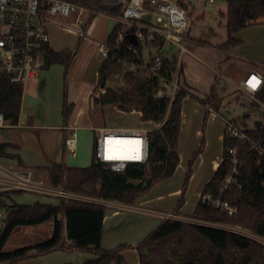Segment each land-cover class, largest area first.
Returning <instances> with one entry per match:
<instances>
[{"label":"trees","instance_id":"obj_1","mask_svg":"<svg viewBox=\"0 0 264 264\" xmlns=\"http://www.w3.org/2000/svg\"><path fill=\"white\" fill-rule=\"evenodd\" d=\"M84 5L97 12H107L113 16L122 14L121 4L106 3L102 0H68ZM226 12L220 13L225 19L227 41L218 48L230 52L238 47L242 40L236 35L250 26L264 21V0H226ZM97 14L91 16L92 21ZM124 33L121 38L120 34ZM135 33L134 28H126L121 24L115 26L107 40L112 51H118L121 58L134 63L144 62V49L139 41L129 42L128 35ZM82 39H79V42ZM161 41L152 46L159 48ZM131 47V48H129ZM76 48L55 51L51 47L44 49L45 69L54 64L65 68V78L76 54ZM151 57L152 53L148 54ZM122 65L112 56L104 61L99 69L97 88L104 89L112 81V75ZM178 70L175 60L163 56L162 73L173 80ZM121 91L107 90L101 97L103 104H115L126 110L141 113L143 122L160 124L149 129L148 160L144 164L129 163L123 172H114L101 163L95 155L93 147L92 161L87 167L68 166L65 161L54 162L48 166L47 174L50 185L56 189L77 195L107 202L132 205L146 195L156 184L172 177L179 164V135L183 100L193 97L202 105L218 113L221 99L216 93L218 76L205 98L197 97L191 91L181 88L176 91L172 101L159 95L158 82L148 76L135 75L128 72L123 80ZM24 87L12 83L8 77L0 73V113L11 126L19 123L23 102ZM257 97L264 101V86ZM255 107H258L253 103ZM74 105L67 100L64 90L63 123L68 126ZM208 111L205 116V123ZM235 123L246 126L245 120ZM257 128L247 130L250 138L264 146V123ZM205 140L188 161L183 193L173 214L178 215L184 204V194L192 174L197 157L202 153ZM13 147L11 144H0L2 155ZM236 147L242 165L238 185L226 191L222 198L237 208V214L229 216L221 209L208 207L200 199L191 218L210 224L239 228L264 238V161L258 164L257 156L249 144L237 142L224 133L223 159L211 181L205 186L203 193L219 196L221 182L229 172L228 151ZM66 151L65 146H63ZM21 191H0V211H4V220L0 229V264H18L19 262L48 254L56 250L79 251L93 254L94 258L82 264H125L123 251L133 248L139 255L140 264H264V243L238 233L214 226L186 222L176 219H164L148 235L134 246L121 244L112 249L102 247L104 219L107 206L95 202L58 198L59 203L24 205L11 200L14 193ZM53 220V235L42 243L5 252L4 248L13 232L20 227L37 226Z\"/></svg>","mask_w":264,"mask_h":264},{"label":"built area","instance_id":"obj_2","mask_svg":"<svg viewBox=\"0 0 264 264\" xmlns=\"http://www.w3.org/2000/svg\"><path fill=\"white\" fill-rule=\"evenodd\" d=\"M106 3L121 4L122 14L116 16L118 24L126 28H134L136 40L150 47L161 41L163 47L165 44H172L180 47L181 43L186 40V32L189 25L188 7L194 8L199 5V0H102ZM215 4V0H204V9L209 10ZM106 14L107 12H97L90 8L76 4L68 0H0V73L4 74L15 84L24 87L25 83L35 79L39 73L45 69L44 49L50 47L49 26L52 24L51 18L75 16V22L69 27H63L70 33L86 39L88 29L91 25L92 15ZM83 16L87 19H83ZM131 35V34H129ZM121 38L124 33L120 34ZM131 48V47H129ZM154 48V47H153ZM157 48V47H155ZM102 63L112 56L113 60H118L122 65L121 69L112 75L113 83L124 88L123 80L128 72L135 75L148 76L157 80L159 95L172 101L176 91L179 89L178 74L173 80H169L163 73V55L157 50L151 55L150 60L143 63L129 62L121 58L118 51H112L106 43L99 44L98 47ZM180 67L178 66V70ZM219 76L222 77L221 73ZM255 77L259 81L253 88L249 81ZM223 78V77H222ZM255 83V81H253ZM224 84V79L219 80V85ZM264 86V76L261 73H250L239 85L238 89L246 93L253 103L262 111L264 115V101L260 100L257 95ZM105 94L106 89H101ZM224 133L239 143L250 145L251 151L257 156L258 164L264 161V146L253 141L247 133L251 129L235 121L223 118ZM255 126V125H254ZM262 126V124H261ZM13 127L0 113V129ZM65 132L64 146L66 151L73 156L77 153V130L69 126L62 127ZM99 134L95 137V155L103 164L107 165L114 172H123L129 163L144 164L148 160L149 140L145 129H100ZM125 136L137 138L138 146L142 158L140 161H128L116 159L107 156L106 140L111 137ZM0 149V158H2ZM230 169L221 182L220 195L214 196L210 193L201 195V201L208 207L221 209L229 216L237 214V208L230 202L224 200L222 195L230 190L232 186L238 185V176L240 175L239 166L242 161L239 157V151L236 147L228 151ZM0 191H21L31 192L42 195L54 196L57 198L75 199L87 202H100L98 200L77 195L56 189L41 179H35L31 172L4 166L0 164ZM103 202V201H102ZM102 202H100L102 204ZM104 203V202H103ZM3 216L0 214V219ZM165 219L183 220L176 214L169 213ZM203 225L214 226L217 228L229 230L240 235L256 239L255 235L233 227L216 225L203 222ZM201 224V223H200ZM233 228L235 231L230 230ZM257 237V236H255ZM259 241V240H258ZM261 242V241H260ZM263 243V242H262Z\"/></svg>","mask_w":264,"mask_h":264},{"label":"crops","instance_id":"obj_3","mask_svg":"<svg viewBox=\"0 0 264 264\" xmlns=\"http://www.w3.org/2000/svg\"><path fill=\"white\" fill-rule=\"evenodd\" d=\"M98 15L95 17L97 18ZM96 20V19H95ZM93 25V26H92ZM118 25L116 20V16L101 14V17L98 18L97 22H91V25L88 29V36L86 39H83L79 42V45L76 47V54L71 62V65L68 70L67 77L63 79L64 90H67V100L69 104L74 105V110L69 119L68 126L72 129L77 130V138L79 140H83L81 137V131H93L98 132L100 129H130L135 128L131 126V124H126L123 121H119L115 116L117 122L113 123L115 126H107L100 125L98 127H83L85 129H81L76 126V117L78 114H81L84 106L87 105L88 109L93 108V114L95 115V108H100L103 110L105 107H110L111 109H116L120 113L130 114L135 113V111L122 109L118 105L115 104H103L101 101V97L104 93L100 88H97L98 77H99V69L102 65V60L100 57V53L98 50L99 44L106 43L108 37L111 32ZM94 27V28H92ZM257 29V32L250 33V29ZM190 27L186 32V40L184 42H190ZM264 29V21L253 26L248 27L247 29L241 31L236 35L237 38L242 40V43L236 47L234 50L228 52L237 62L235 64L236 69L231 75L236 72H239L240 75L237 76L238 83L236 84V89H238L240 83L253 72L261 73L264 76V64L256 63V61L247 62H239L238 58H243L246 61H250L252 59L244 58V56L238 54L236 51H240L243 46L248 43V40L251 39V36L256 34V38L262 37L260 34V30ZM79 40V38H78ZM181 43L180 47L165 44L161 48H153V50L145 51L144 50V62L150 60L148 58V54L152 53L154 55L157 50H160L163 56H167L168 58L173 57L172 59L178 60V55L181 57V54L184 52L189 53V48L185 47ZM206 43V42H205ZM208 44V43H206ZM257 51L258 54H261L264 58V43L257 42ZM216 46L217 51H221L224 53L225 51L220 50ZM51 47V46H50ZM52 48V47H51ZM244 48V47H243ZM53 49V48H52ZM66 50H72L71 48L65 47ZM179 49V51H178ZM219 49V50H218ZM54 50V49H53ZM56 51V50H55ZM60 51V50H59ZM58 51V52H59ZM63 51V50H62ZM65 51V50H64ZM241 52L243 54H249L245 49ZM253 56V55H251ZM254 60V59H253ZM256 60V59H255ZM177 66L180 69H183V60ZM46 69L42 70L39 75L26 83L27 89H25L26 85H24V93H23V102L19 117L18 125L12 128L24 129L26 131L32 132L31 130H36L39 132H47L52 131L50 129L56 128L58 130H62L64 127L63 123V101H64V90H57L55 93L50 94L48 92V84L50 82L49 73L45 72ZM240 70V71H238ZM221 73V72H220ZM222 79L225 82H228L229 75L221 74ZM230 75V76H231ZM178 76V75H177ZM218 76V85L219 78H221L217 72L215 73V77ZM214 77V78H215ZM230 82V81H229ZM188 84V83H186ZM214 85V84H213ZM211 85L206 91L207 95L212 86ZM225 85V83L223 84ZM180 86V85H179ZM221 86V85H219ZM181 88L189 90L186 86H180ZM195 89V88H194ZM196 90V89H195ZM220 98V97H218ZM115 106V107H114ZM208 111L206 123L205 116ZM104 116L103 113H101ZM113 115V112H112ZM224 116L218 111H214L213 109L202 105L200 102L195 100L191 96L185 97L183 100V108H182V118H181V130L179 135V145H178V154L180 164L174 173V175L158 184H156L146 195L139 198L132 205H124L117 202H107L103 200H99L100 202H104L107 208L106 216L104 219V229H103V237H102V247L106 250L112 249L121 244H129L134 246L142 239H144L149 232L158 227L162 221L165 219L166 215L169 213H173L177 208L178 202L182 197L183 193V180L185 171V166L188 158L199 148L202 139L205 140V145L202 153L197 157L193 164L192 174L188 185L186 187V200L184 194V204L182 205L180 212L178 214L179 217L183 219H187V217H191L196 206L200 202L201 195L205 186L211 181L213 178L217 168L222 162L223 157V138H224V124L223 118ZM75 122V123H74ZM106 124V121H103ZM153 125L148 127L155 128L160 126V124L147 122ZM122 125V126H121ZM9 129V128H7ZM138 129V128H136ZM4 130V129H3ZM63 144L65 139V132L63 133ZM97 134V135H98ZM95 135V137L97 136ZM214 135L216 141V148H213L212 145V137ZM21 139L19 137H9L7 140H1L0 144H11L13 147H9L6 150V154L0 158V164L4 166H10L14 168H19L21 170L31 172L35 179H41L44 181H48L47 167L51 164L37 163L36 168L32 169L30 167H26L23 163L22 157L19 155L18 148L21 147V144L26 141L34 142L35 139L31 137H23ZM45 139V138H44ZM44 139H41L46 145L48 142ZM87 140V142H86ZM90 136H85V142L81 145L83 150H87V144L89 143ZM200 142V143H199ZM190 157V158H191ZM189 161V160H188ZM58 162V161H57ZM188 165V162H187ZM186 175V174H185ZM47 179H46V178ZM193 200V201H192ZM102 202V203H103ZM193 203V204H192ZM108 204V205H107ZM192 204L189 209V205ZM127 217H133L134 221H126ZM192 219V218H188ZM122 228H125L124 231H127V234L131 232H135L138 234L135 238L137 239H129L127 235L122 234ZM134 251V252H132ZM132 253L136 256H132ZM124 259L128 261H132L133 264L139 263V255L136 250L126 249L123 251ZM94 258V257H93ZM92 258V259H93ZM90 260V259H88ZM28 261V260H25ZM31 263L37 264V260H30ZM19 264H28V262L21 261ZM40 264H55L54 260H40Z\"/></svg>","mask_w":264,"mask_h":264},{"label":"rangeland","instance_id":"obj_4","mask_svg":"<svg viewBox=\"0 0 264 264\" xmlns=\"http://www.w3.org/2000/svg\"><path fill=\"white\" fill-rule=\"evenodd\" d=\"M203 4L204 0H199V5L197 7L194 8L193 6H191L187 8L189 13V25L191 28L190 42H184L183 45L189 48L190 52H183L181 54V57L178 55L177 61L176 59H174L177 65L181 63V60H183V69L179 77V85L186 86L189 91H191V93L195 94L197 97L205 98L207 96L205 92H208L209 87L215 82V73L217 74V72H221V74L223 73L225 75H229V78L227 79H229L230 82L224 81L225 85L221 86H219L218 83L216 84V93L221 99L218 111L224 116L223 118H227L231 121H242V119L247 116L245 124L249 128L254 126L256 123H264V115L262 111L258 107H255L253 105V101L248 95H246V93L239 89H236V84L234 83H238L237 76L240 75V73L236 72L233 75H231V73H233L236 69L235 64H237V62L235 60L237 59H234L231 55L228 54V52L221 53V51L216 50L217 45H222L224 42L227 41L225 19H222L220 17V13L226 12V0H215V4L209 10H205ZM100 17L101 15H98L97 18H94L92 20L94 25ZM83 19H87V17L83 16ZM51 20L52 24L49 26L50 46L56 51H64L66 50L65 47L75 49L79 45V37L73 33H70L68 30L62 28V26L69 27L70 24H73L75 22V16H71L69 18L53 17L51 18ZM249 32H257V29H254L253 27V29H250ZM260 34L262 36L260 38H256V34L251 36V39L248 40V43L243 46L244 48L242 47L241 49L242 51L245 49L246 51H248V53H251V55L253 56L249 54H243L241 50L236 51L238 54L247 55L244 56V58L247 57L252 60L246 61L243 58H238L239 62H247L250 63L251 66L253 65L251 61H256V63L264 64V58H262L263 56L261 54H258L257 51V42L259 41L264 43V29L260 30ZM88 36H90V34H88ZM205 42L208 44H206ZM142 45L143 49L146 52L153 50V47H150L146 44ZM170 58L172 59L173 57ZM45 72H48L50 75V82L48 84V92L50 94L55 93L57 90H64V66L54 64L51 67L47 68ZM220 79H222V77L219 78V80ZM25 87V89H27V85ZM88 108L87 105H85L82 113L77 115L76 123L74 122L76 126L80 127L81 129H85L86 127H98L100 125H112L116 127V125L113 124L114 122H117L116 118L119 121H123L126 124H131V126H134L138 129L149 130L150 127L148 126L153 125L147 122H143L141 118V113L136 110H132L135 111V113L124 114L122 112L120 113L116 109H111L110 107H105L103 110L98 107L95 108L94 115V107L92 108V110ZM101 113H103L104 116H102ZM104 120L106 121V124H104ZM50 130L52 131L39 132L36 130H31L32 132H29L24 129L10 127L9 129H0V139L7 140L9 137L11 138L13 136L24 139L23 137L25 136L27 138L29 137V139L31 140V137H33L35 139V145L34 142L26 141L21 144L20 148H18L19 155L22 157V160H24V165L32 169L36 168L37 163L43 162L51 164L57 161H65L68 166L76 167H87L91 164L93 147L96 140L95 135H97L98 132H94V130H82L81 137L83 140H79L78 137L77 153L76 156H73L67 151H64V148L62 146L64 132L56 128H52ZM86 135L90 136V140H88L89 143L86 147L87 150L84 151L81 145L85 142ZM211 137L213 148H216L217 144L214 135ZM41 139L46 140L48 144L46 145V143H44ZM190 157L188 158V160L190 159ZM187 162L185 166V171L187 167ZM185 174L186 172L184 173V178ZM46 182L50 184L49 181ZM11 200H13L15 203L24 205H34L36 203L57 205L59 203V199L57 197L31 192L14 193L11 196ZM95 203L101 204L100 202ZM105 204L102 203V205ZM192 204L189 205V209L191 208ZM108 209L110 208L108 207L107 210ZM0 214L3 216V218L0 219L1 229L4 220V211H0ZM188 218L191 217H187V219H183V221L203 224L202 221ZM126 221H134V218L127 217L125 219V222ZM229 229L235 231L233 228ZM124 230L125 228H122V234L127 235L130 240L137 239L135 237L138 234H135V232L127 234L128 230ZM52 235L53 220H50L44 224L37 226L20 227L13 232L4 248V251L10 252L18 248L33 246L35 244L42 243L49 240ZM254 238H258L259 241L264 243V238L258 236H254ZM129 249L135 250L133 248ZM132 256L136 258L133 253ZM93 257V254L83 253L76 250H56L48 254L26 259L28 261H23L28 262V264H34L31 263L30 260H37V264H40V260L49 259L54 260L55 264H82L86 260L92 259ZM125 264L133 263L131 260L128 261L126 259Z\"/></svg>","mask_w":264,"mask_h":264},{"label":"bare ground","instance_id":"obj_5","mask_svg":"<svg viewBox=\"0 0 264 264\" xmlns=\"http://www.w3.org/2000/svg\"><path fill=\"white\" fill-rule=\"evenodd\" d=\"M138 142L137 138L112 136L106 140L107 156L128 161H140L142 154L140 153Z\"/></svg>","mask_w":264,"mask_h":264},{"label":"water","instance_id":"obj_6","mask_svg":"<svg viewBox=\"0 0 264 264\" xmlns=\"http://www.w3.org/2000/svg\"><path fill=\"white\" fill-rule=\"evenodd\" d=\"M128 39H129V42L132 43V44H136L137 40H136V37L134 34H131V35H128ZM106 90H119L121 89V86L113 83V82H109L107 83L106 87H105ZM255 126L257 128H260L261 127V123H256ZM186 264H190V262H187Z\"/></svg>","mask_w":264,"mask_h":264},{"label":"snow or ice","instance_id":"obj_7","mask_svg":"<svg viewBox=\"0 0 264 264\" xmlns=\"http://www.w3.org/2000/svg\"><path fill=\"white\" fill-rule=\"evenodd\" d=\"M253 81H255V83H253ZM258 83H259V81H256V80H255V77H253L252 80L249 81V84H250L253 88H255V87L257 86Z\"/></svg>","mask_w":264,"mask_h":264}]
</instances>
